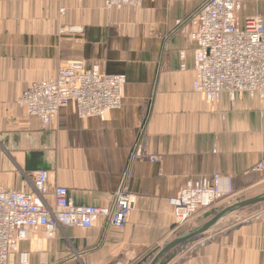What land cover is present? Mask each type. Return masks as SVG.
Listing matches in <instances>:
<instances>
[{
	"label": "crops",
	"instance_id": "obj_1",
	"mask_svg": "<svg viewBox=\"0 0 264 264\" xmlns=\"http://www.w3.org/2000/svg\"><path fill=\"white\" fill-rule=\"evenodd\" d=\"M202 1L107 10L103 0H0V189L29 192L33 173L47 170L49 189L66 188L77 206L111 207L120 189L134 199L123 228L98 221L58 230L51 240L40 231L9 264H19V253L27 264H138L205 214L264 193V173L251 171L264 154V98L223 94L208 103L192 88L190 28L175 23ZM238 1L241 17L264 22V0ZM64 62L124 75L121 108L100 121L65 107L46 127L27 115L20 95ZM154 154L158 162H150ZM215 173L233 177L234 196L176 228L168 200ZM46 201L54 204L51 193ZM166 257L165 264H264V203L223 218Z\"/></svg>",
	"mask_w": 264,
	"mask_h": 264
},
{
	"label": "built area",
	"instance_id": "obj_2",
	"mask_svg": "<svg viewBox=\"0 0 264 264\" xmlns=\"http://www.w3.org/2000/svg\"><path fill=\"white\" fill-rule=\"evenodd\" d=\"M143 0H103L107 10L141 6ZM238 0H204L179 27L189 25L192 51V88L204 101L214 103L223 94L234 100L238 94L264 98V22L261 15L241 17ZM63 9L60 14L63 15ZM181 70L185 54L179 53ZM124 75L106 74L97 63L85 69L81 62L60 64L54 76L32 83L18 103L27 115L43 126L50 125L60 109L70 107L81 120L106 117L118 111L123 102ZM150 162L160 160L150 155ZM251 171L264 173V154ZM49 173L38 170L32 176L29 192L0 189V264H9L19 244L42 231L54 239L58 230L89 229L98 221L105 228H123L134 210V199L122 189L114 194L111 207L77 206L66 188L48 187ZM52 194L50 206L46 197ZM233 177L215 173L189 181L168 200L176 228H185L195 217L219 202L233 197ZM18 263L27 264V254H18Z\"/></svg>",
	"mask_w": 264,
	"mask_h": 264
},
{
	"label": "water",
	"instance_id": "obj_3",
	"mask_svg": "<svg viewBox=\"0 0 264 264\" xmlns=\"http://www.w3.org/2000/svg\"><path fill=\"white\" fill-rule=\"evenodd\" d=\"M262 203H264V193H261L254 197L238 200L230 205L223 207L214 214L207 213L204 215V218L206 219L204 223L198 225L197 227L191 228L180 236L174 238L172 241L167 243L162 249H160L155 255H153L149 260L145 259L138 264H142L145 261H147L146 264H165V262L168 260L166 259L168 258L166 257L167 254L174 248L208 232L216 223H218L223 218L242 209Z\"/></svg>",
	"mask_w": 264,
	"mask_h": 264
},
{
	"label": "rangeland",
	"instance_id": "obj_4",
	"mask_svg": "<svg viewBox=\"0 0 264 264\" xmlns=\"http://www.w3.org/2000/svg\"><path fill=\"white\" fill-rule=\"evenodd\" d=\"M261 205H262V204H261ZM223 206H224V205H223ZM226 206H227V205H226ZM258 207H261V206H258ZM220 209H222V208H218L217 211L220 210Z\"/></svg>",
	"mask_w": 264,
	"mask_h": 264
},
{
	"label": "trees",
	"instance_id": "obj_5",
	"mask_svg": "<svg viewBox=\"0 0 264 264\" xmlns=\"http://www.w3.org/2000/svg\"><path fill=\"white\" fill-rule=\"evenodd\" d=\"M147 261L143 262L142 264H145Z\"/></svg>",
	"mask_w": 264,
	"mask_h": 264
}]
</instances>
